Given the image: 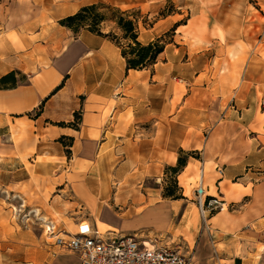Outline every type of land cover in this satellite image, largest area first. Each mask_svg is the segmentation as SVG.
Wrapping results in <instances>:
<instances>
[{
	"label": "crops",
	"instance_id": "obj_1",
	"mask_svg": "<svg viewBox=\"0 0 264 264\" xmlns=\"http://www.w3.org/2000/svg\"><path fill=\"white\" fill-rule=\"evenodd\" d=\"M165 2L177 12L154 20L143 32L138 22L142 44L175 34L149 69L127 70L120 48L108 38L59 24L88 5L141 12L147 7L148 13ZM184 5L190 6L189 18L180 25ZM248 6L249 0H0V78L14 73L17 81L0 89V156H6L0 158V188L25 181L50 188L47 214L58 218L49 221L57 231L77 234L84 227L89 235H135L157 246L171 245L137 232L168 230L180 203L149 194L131 199L128 191L117 196L112 183L155 177L176 165L179 151L198 152L200 160H193L202 166L207 194L218 191L228 208L209 217L191 264H257L252 256L257 244L264 245V136L251 127L258 125L256 103L264 94V79L246 72L264 70V60L256 56L255 61L254 50L240 45L242 32L232 35L225 24L241 22ZM205 20L223 23V41L197 34L185 41L180 29ZM209 51L213 58L196 68L195 57ZM228 51L234 59L221 56ZM212 62L216 69L245 73L234 80H200ZM177 79L185 85L180 99ZM233 98L235 107H221ZM219 116L224 120L210 124ZM181 118L188 122L180 123ZM200 119L207 126L204 140L188 135L190 129L205 131ZM13 128L25 136L18 145ZM216 166L223 169L219 179ZM189 170L181 177L186 193ZM117 206L124 212H114ZM145 213L155 220L138 223ZM53 246L49 264L80 263L77 254ZM34 257L28 254L27 260ZM3 259L0 250V264ZM260 260L264 264V252Z\"/></svg>",
	"mask_w": 264,
	"mask_h": 264
},
{
	"label": "rangeland",
	"instance_id": "obj_2",
	"mask_svg": "<svg viewBox=\"0 0 264 264\" xmlns=\"http://www.w3.org/2000/svg\"><path fill=\"white\" fill-rule=\"evenodd\" d=\"M250 6L247 7L246 13L242 16L243 20L241 22H230L225 23L228 31H231L232 35L242 32V37L244 43L240 45L244 49H253L254 50V60L256 56H259L261 60H264V0L258 2V0H249ZM97 13L104 15L107 20L104 23H101L99 28L105 34H110L118 39L122 47H126L128 41L122 38L121 30L116 26L113 19L119 16L120 13H127L130 17L136 16L138 22H140V32H143V28H149L152 26L154 20L168 14L171 12H177V8L169 2L162 3L160 6L146 13L145 7L144 11L141 12L137 9H130L122 11L118 8L98 3ZM180 14L182 18L179 22L180 25L187 24L186 20L189 18V9L190 6H181ZM244 13V12H243ZM127 14L124 17H127ZM223 23H216L214 21H200L195 23L191 21L187 28L180 29L184 40L185 38L192 37L194 41V36L197 35H210L212 38H219L222 42L224 38V32L222 28ZM82 29H79L81 31ZM237 32V33H236ZM171 31L164 35L162 43L166 44L172 41ZM235 37V36H234ZM183 40V38H177V41ZM192 44L193 42L190 41ZM205 44V42H202ZM214 56L212 51L204 53V55H198L195 57L196 68L206 65V61L212 59ZM221 56L227 57L229 60L234 59L236 54L233 51H228ZM246 61L245 58L242 59V62ZM261 62V61H260ZM198 71V69H197ZM245 73V70L238 71L234 69H216V64L205 67L203 74L200 76V80H217L221 77H232L233 80L242 76ZM251 73H258L255 77L264 79V70H248L246 72V77H249ZM175 93L179 94V99L181 95L185 93V85L183 82L177 79L175 81ZM231 95V94H230ZM230 97V96H229ZM264 99V94H258L257 101V120L258 125L256 127H251L253 131L259 132L261 136H264V109L260 108V100ZM180 101V100H179ZM178 102H174V106ZM190 104V103H188ZM194 104V103H192ZM190 104V105H192ZM198 104V103H195ZM217 102L212 100L210 104L212 109H215ZM235 99L231 102L221 103V107L229 106L230 108L235 107ZM195 122L196 118L193 119ZM203 119H200V127L204 128V132H196L193 129H190L188 135L194 133L195 137H198L202 140L203 136L206 138L208 134H205L207 131V126L202 124ZM224 120L221 116L212 117L210 119V124H215ZM192 121V123L194 122ZM188 122V120L180 119V123ZM190 122V119H189ZM223 124H225L223 122ZM17 129L13 128L11 133L12 141L18 145L22 139H24L23 134L17 133ZM187 135V136H188ZM151 136V135H150ZM165 136V135H164ZM171 136H175L171 134ZM179 142L183 137L181 132L178 133ZM264 140V138H262ZM4 144L10 142V137L5 135L3 136ZM198 145V144H197ZM196 145V146H197ZM34 151H29L30 157L33 156ZM6 157V156H0ZM20 160L29 168L28 161L26 156L20 155ZM189 157L191 159H189ZM182 160V167H180L177 173H172L169 168L165 167L163 172L158 174L155 177H150L146 179H138L131 182H117L112 183L113 194L117 196L122 193V191H128L127 196L131 199L134 196L138 195H148L157 196L166 201H177L180 203L181 207L179 209V214L176 217L172 218V224L168 230L163 231H154L152 229H142L137 233L142 235V237H149L151 239H158V241L170 242L173 241L174 244H177L182 252L187 255L190 259V263L193 261L194 254L197 251V246L201 237V234L207 233L208 228L206 223L203 222L200 217L196 205L194 203V190L197 187V182L200 178L199 170L202 167L200 163L195 160H200V155L198 152H181L179 151V158ZM40 161V158H38ZM202 162V161H201ZM178 166V162L174 167ZM189 167V171L186 174V183L189 188V193H186L185 189L181 183L182 174L185 171V168ZM213 167V166H212ZM205 187V183H204ZM50 188L41 187L40 183L35 182H20L15 186L10 184L4 185L0 188V242H2V247L0 250L3 252V264H49V256L54 255V252H49L53 246L51 240L48 239L45 229L49 221L57 222L58 218L50 217L47 214V202L49 200ZM171 194L172 196H168ZM41 195L45 196V199ZM209 195H216L215 191ZM114 212L123 213L124 207L117 206L113 208ZM155 216L152 213H145L137 221L138 223H147L155 220ZM61 221V220H60ZM65 221V220H64ZM153 231V232H152ZM59 253V250L56 248V251ZM213 252V251H212ZM264 252V245L257 244L256 253L252 256L257 264L261 262V253ZM215 253V252H214ZM28 254H34V260L28 259ZM12 256V257H11Z\"/></svg>",
	"mask_w": 264,
	"mask_h": 264
},
{
	"label": "built area",
	"instance_id": "obj_3",
	"mask_svg": "<svg viewBox=\"0 0 264 264\" xmlns=\"http://www.w3.org/2000/svg\"><path fill=\"white\" fill-rule=\"evenodd\" d=\"M260 108L264 109V99L260 100ZM202 169V168H201ZM218 179L223 169L216 166ZM203 170V169H202ZM220 194L208 195L204 187L203 171L194 190V203L203 222L210 216L228 208ZM48 239L56 246L79 256V264H189L190 259L177 244L157 246L135 235H89L86 228L80 233L72 234L57 231L53 224L48 223L45 229Z\"/></svg>",
	"mask_w": 264,
	"mask_h": 264
},
{
	"label": "trees",
	"instance_id": "obj_4",
	"mask_svg": "<svg viewBox=\"0 0 264 264\" xmlns=\"http://www.w3.org/2000/svg\"><path fill=\"white\" fill-rule=\"evenodd\" d=\"M98 4L82 7L78 12L71 16H67L59 21L61 26H64L74 33H79V29L88 30L89 32L101 37L108 38L121 50V55L126 62L127 70H143L153 67L157 62L158 56L164 51L165 44L161 41L142 44L138 41V18L129 16L127 13H120L113 21L122 32V38L128 41L126 47H122L118 39L110 34H103L99 28L101 23H104L107 18L97 13ZM127 14V17L124 15ZM15 74L11 73L0 78V89L16 86ZM181 158L178 159V166L171 167L169 170L172 173H177L182 167ZM168 196H172L169 194ZM236 264H240L239 261Z\"/></svg>",
	"mask_w": 264,
	"mask_h": 264
}]
</instances>
